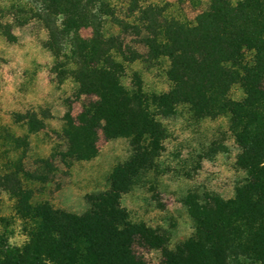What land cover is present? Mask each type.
<instances>
[{
	"label": "trees",
	"instance_id": "16d2710c",
	"mask_svg": "<svg viewBox=\"0 0 264 264\" xmlns=\"http://www.w3.org/2000/svg\"><path fill=\"white\" fill-rule=\"evenodd\" d=\"M200 7V0H177L176 6L153 0L10 5L15 26L36 21L46 31L52 74L59 83L71 79L75 98L85 99L76 116L63 117L48 157L33 170L18 158L0 175V189L15 199L14 215L26 236L19 247L0 239V264H147L140 252L145 249L160 251V264H264V0H208ZM105 24L116 32L106 33ZM0 32L13 39L9 25ZM135 62L147 70L165 63L168 90L145 92L137 72L125 87L121 78ZM233 86L241 88L240 100L229 97ZM179 107L192 121L227 118L238 148L235 167L244 177L229 199L188 192L182 203L193 233L168 249L164 232L132 221L120 200L158 169L168 138L161 119ZM21 120L31 133L44 128L34 112ZM99 135L128 140L129 156L110 172L108 188L86 195L79 214L33 201L34 190L24 181L45 185L55 180L58 164L68 170L94 158ZM6 220L0 217V225Z\"/></svg>",
	"mask_w": 264,
	"mask_h": 264
},
{
	"label": "rangeland",
	"instance_id": "374dc122",
	"mask_svg": "<svg viewBox=\"0 0 264 264\" xmlns=\"http://www.w3.org/2000/svg\"><path fill=\"white\" fill-rule=\"evenodd\" d=\"M153 1L176 6L177 0ZM200 1L203 8L208 0ZM13 2L0 0V26L9 25L13 36L12 40H7L0 32V175L14 169L18 158L25 169L33 170L38 159L48 157L58 143L63 117L66 113L76 116L85 99L75 98L76 85L71 79L59 83L52 74L53 58L43 47L46 31L36 21L15 26L10 8ZM186 13L193 15L191 9ZM104 31L116 32L108 24L104 25ZM81 35L87 37L89 32L83 30ZM165 67L163 63L147 70L135 62L127 66L121 83L128 87L132 72H137L145 92H165L169 86L164 76ZM229 97L240 100L241 88L233 86ZM26 112L36 113L44 128L29 132L25 121L21 120ZM161 121L168 138L156 160L158 169L122 195L120 203L132 221L164 232L167 248L173 249L193 233L192 222L182 203L187 193L208 192L222 199L232 198L244 173L235 167L238 148L228 132L226 117L192 121L186 110L179 107L175 116ZM14 139H18V143L13 142ZM96 146V156L88 161L73 162L68 170L58 164L56 178L50 183L24 181V186L34 190L33 201L46 200L56 209L82 213L84 197L106 190L114 166L129 156L125 138L105 140L99 135ZM14 206L15 199L0 189V217L7 219L0 225V239L9 246L19 247L26 242V236L14 215ZM140 252L147 264H160V251Z\"/></svg>",
	"mask_w": 264,
	"mask_h": 264
}]
</instances>
